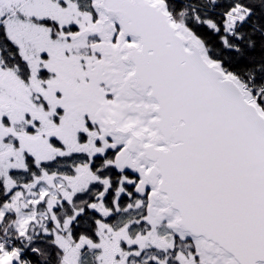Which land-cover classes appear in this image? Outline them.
<instances>
[{
  "label": "snow or ice",
  "instance_id": "6c2138e0",
  "mask_svg": "<svg viewBox=\"0 0 264 264\" xmlns=\"http://www.w3.org/2000/svg\"><path fill=\"white\" fill-rule=\"evenodd\" d=\"M0 264H264V0H0Z\"/></svg>",
  "mask_w": 264,
  "mask_h": 264
}]
</instances>
